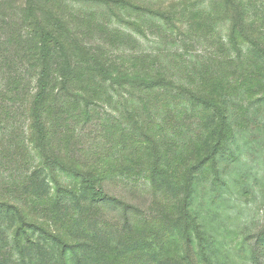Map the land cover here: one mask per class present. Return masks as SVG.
Returning <instances> with one entry per match:
<instances>
[{
	"label": "rangeland",
	"instance_id": "rangeland-1",
	"mask_svg": "<svg viewBox=\"0 0 264 264\" xmlns=\"http://www.w3.org/2000/svg\"><path fill=\"white\" fill-rule=\"evenodd\" d=\"M9 17L13 77L35 83L47 31L87 89L206 79L219 109L188 113L179 90L87 94L89 114L48 117L59 166L19 90V122L0 115V264H264V0H13Z\"/></svg>",
	"mask_w": 264,
	"mask_h": 264
},
{
	"label": "trees",
	"instance_id": "trees-1",
	"mask_svg": "<svg viewBox=\"0 0 264 264\" xmlns=\"http://www.w3.org/2000/svg\"><path fill=\"white\" fill-rule=\"evenodd\" d=\"M12 3L13 0H0V76H7V74H9L7 77L0 78V115H6L9 120L19 122L18 120L20 119H18L14 104L18 91L22 90L26 98L21 106L24 109L23 115L26 119L24 124L29 131L32 130V133L35 132L38 135L40 143L37 148H42L41 152L47 162L52 161L54 164L61 165L57 160V157H55L53 161V159L44 151L43 145L44 141L47 140L48 134V117L52 116L64 121L65 119H61V116L68 113L79 112V115H81L82 112L85 111V114H89L88 111L91 110L93 103L88 101L86 98L87 94L94 93V95H97L98 93L103 92L115 93L118 91L130 94V92L139 91L141 94L167 96L171 95L172 92L179 90L177 92L181 96L179 99L185 102V108L188 113L195 110L199 111V109L204 113L212 112L213 110L218 111L219 101L214 96V90L216 87L212 83V80L203 79L192 87V85H189L188 83H177L174 80L165 83L164 79H154V77H149L148 74L140 76L137 72H132V76L127 73L126 77L123 79H113L110 85H108V80L107 82L104 81L100 84H94V87L87 89L82 86L83 84L77 75L76 68L72 66L71 60L65 53L60 41L56 36L51 35L47 31L39 34L37 39L36 36L34 37V40L39 39L38 44L35 45L34 49L31 48V52H35V55L33 57L34 64L30 65V68L33 69L38 66L40 70L35 83L29 82L26 79V76H29V73H24L22 74V77L19 78L17 71L15 70V73H13L15 74V77H13L10 71H8V73L4 71L6 68L11 69L13 63V51L11 50V47L14 44V39L10 33L6 31L8 25L10 26L13 21L10 17L7 22L3 20L5 15H8V11L11 10ZM31 41L33 42V39ZM155 57L165 58V56L159 53ZM57 61H59V63H57ZM159 74L161 73H158V75ZM200 91L207 92L208 95L199 97ZM175 100L177 99H174L173 101ZM226 108L227 111L220 115V123L224 126L230 121V109L228 107ZM213 122V118H209L207 121H204L203 124L208 126L213 124ZM224 136L225 135L221 132L219 136L215 137L217 148L221 147L224 142ZM203 164H205L204 160L200 162L199 168ZM62 170L73 173L78 177L84 175L89 179L88 175L76 171L75 169L71 168L69 170L64 167ZM87 179V183L91 182ZM190 180L187 187L188 195L190 190H194V187H191ZM189 197L190 196H188V198ZM94 198L98 201H107L110 197L101 185ZM0 204L4 205V203L1 202Z\"/></svg>",
	"mask_w": 264,
	"mask_h": 264
}]
</instances>
